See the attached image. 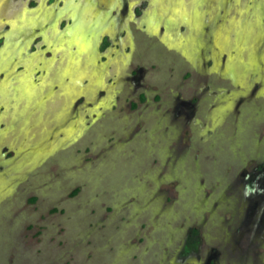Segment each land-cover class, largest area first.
Returning <instances> with one entry per match:
<instances>
[{
    "label": "rangeland",
    "instance_id": "obj_1",
    "mask_svg": "<svg viewBox=\"0 0 264 264\" xmlns=\"http://www.w3.org/2000/svg\"><path fill=\"white\" fill-rule=\"evenodd\" d=\"M213 261L264 264V0H0V264Z\"/></svg>",
    "mask_w": 264,
    "mask_h": 264
},
{
    "label": "flooded vegetation",
    "instance_id": "obj_2",
    "mask_svg": "<svg viewBox=\"0 0 264 264\" xmlns=\"http://www.w3.org/2000/svg\"><path fill=\"white\" fill-rule=\"evenodd\" d=\"M262 166L263 165L260 166L259 170H261ZM198 234H199V229L198 228H194L193 232H192L193 237H197ZM192 241H194V239ZM213 264H215L214 261H213Z\"/></svg>",
    "mask_w": 264,
    "mask_h": 264
}]
</instances>
